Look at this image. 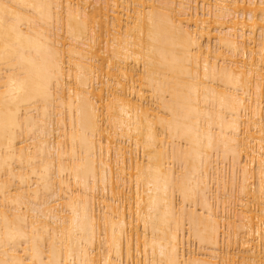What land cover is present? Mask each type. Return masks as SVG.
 I'll use <instances>...</instances> for the list:
<instances>
[{
  "label": "bare ground",
  "instance_id": "1",
  "mask_svg": "<svg viewBox=\"0 0 264 264\" xmlns=\"http://www.w3.org/2000/svg\"><path fill=\"white\" fill-rule=\"evenodd\" d=\"M0 264H264V0H0Z\"/></svg>",
  "mask_w": 264,
  "mask_h": 264
},
{
  "label": "rangeland",
  "instance_id": "2",
  "mask_svg": "<svg viewBox=\"0 0 264 264\" xmlns=\"http://www.w3.org/2000/svg\"><path fill=\"white\" fill-rule=\"evenodd\" d=\"M194 247V246H193Z\"/></svg>",
  "mask_w": 264,
  "mask_h": 264
}]
</instances>
